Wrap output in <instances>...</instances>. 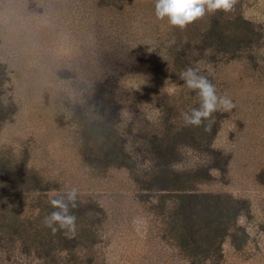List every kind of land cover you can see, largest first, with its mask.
<instances>
[{
    "label": "rangeland",
    "instance_id": "374dc122",
    "mask_svg": "<svg viewBox=\"0 0 264 264\" xmlns=\"http://www.w3.org/2000/svg\"><path fill=\"white\" fill-rule=\"evenodd\" d=\"M219 14L253 24L246 57L227 64L205 59L200 40ZM0 63L9 75L3 101L14 110L2 124L0 149L15 161L27 157L52 188L49 196L77 187L82 201L103 208L96 264L188 262L165 236L166 225L137 198L129 170L84 161L80 128L92 132L100 119L104 134L110 124L97 114L120 107L116 135L135 144L130 126L161 130L162 118L180 124L182 112L200 106L181 72L193 67L209 77L236 107L214 117L213 145L229 158L227 172L214 171L216 179L196 189L249 203L240 219L249 240L237 250L228 238L220 264H264V0H237L234 11L208 14L184 30L156 17L155 0H0ZM91 147L98 152L99 145ZM181 153L188 165L202 160L195 149Z\"/></svg>",
    "mask_w": 264,
    "mask_h": 264
},
{
    "label": "trees",
    "instance_id": "16d2710c",
    "mask_svg": "<svg viewBox=\"0 0 264 264\" xmlns=\"http://www.w3.org/2000/svg\"><path fill=\"white\" fill-rule=\"evenodd\" d=\"M255 33L253 24L241 15L219 14L198 47L209 53L206 60L227 64L246 57ZM8 81L7 68L0 63V130L14 114L3 101ZM120 109L113 108L106 114L103 108L97 114L110 124L104 134L100 132V119L93 120L96 127L92 132L80 128L84 161L97 168L129 170L138 186L137 198L166 225L165 236L188 264H220L228 238L235 249L242 250L249 234L240 219L250 211L248 201L196 189L201 182L215 180L214 171L227 172L229 158L213 145L218 111L200 127L175 124L168 118H162L161 130H134L131 123L129 133L137 131L139 139L132 144L127 136L116 135ZM206 126L210 130L206 131ZM91 145H99L98 152L92 153ZM183 147L197 150L202 160L188 165L181 153ZM51 190L28 166L27 157L15 161L0 149V264H96L95 247L101 242L99 232L106 218L103 208L78 197L77 207L72 209L77 232L74 238H66L63 230L53 233L42 223L55 210L50 199L59 194L49 196Z\"/></svg>",
    "mask_w": 264,
    "mask_h": 264
},
{
    "label": "clouds",
    "instance_id": "9594fccd",
    "mask_svg": "<svg viewBox=\"0 0 264 264\" xmlns=\"http://www.w3.org/2000/svg\"><path fill=\"white\" fill-rule=\"evenodd\" d=\"M236 4L237 0H155V15L158 19H167L172 26L184 30L208 14L219 11L230 13L234 11ZM178 77L200 97L198 108L181 113L185 126L200 127L213 113L229 112L236 107L230 97L218 95L216 86L207 77L200 75L198 69L188 67ZM168 87L169 81H166L164 89ZM205 130H210V127L206 126ZM78 194L79 189L72 187L66 193L51 198L50 204L55 210L43 219V225L53 233L63 230L66 238H74L77 217L72 209L77 207Z\"/></svg>",
    "mask_w": 264,
    "mask_h": 264
}]
</instances>
